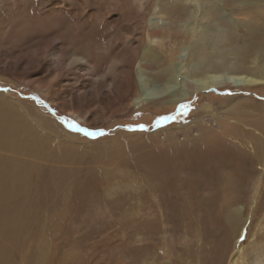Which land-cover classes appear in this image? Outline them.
<instances>
[{"label": "rangeland", "instance_id": "374dc122", "mask_svg": "<svg viewBox=\"0 0 264 264\" xmlns=\"http://www.w3.org/2000/svg\"><path fill=\"white\" fill-rule=\"evenodd\" d=\"M55 1L0 0V107L5 105V109L0 108V264H39L38 258L35 262L37 248L51 250L53 243L47 247L43 244L52 239L58 243V252L70 249L66 243L71 240L79 250L76 260L91 254L89 264H129L127 250L139 243L129 241L134 221L142 219V223L155 216L159 232L148 233L150 239L142 242L151 243V248L162 255L161 260L172 264L179 260L177 255L189 253L195 243L217 245L226 230L230 233V215L240 206L242 218H249L243 225L249 233L245 249L252 247L264 231V156L260 159L255 152L257 143L264 148V85L226 86L193 93L175 105L151 103L141 108L124 109L121 101L108 108L101 98L94 102L89 98L98 87L107 93L105 84L118 77L126 67L125 60L132 56L138 62L146 55L143 65L162 68L179 52L186 59L185 65H197L203 57L220 62L224 53L240 71L264 75V45L259 31L262 22L256 16L260 10L264 15V0H94L92 4L105 3L107 17L90 24L83 23V0H66L69 5L64 3V8ZM118 3L126 7L122 16ZM137 12L145 13L146 19L157 16L156 28L152 27L157 40L151 44L145 29L136 31ZM122 17H127V22L123 23ZM102 29H109L111 35L101 38ZM161 29L168 30L170 36L154 34ZM174 32L179 36H173ZM222 33L227 39L220 50L215 37L220 38ZM139 37L144 42L138 41ZM74 47L76 55L90 57L94 66L91 70L71 58ZM146 76L157 81L154 74L148 72ZM114 108V116L107 118ZM74 111L84 121L78 122ZM9 118L17 125L11 126ZM73 122L97 134L85 135L71 126ZM223 129L228 130L226 134L221 133ZM208 131L221 133L229 148L225 157L219 150L227 148L209 155L216 163L214 170L206 174L202 168L168 166L171 162L162 167L170 175L195 182V202L205 206L212 205L208 200L219 185V176L225 189L231 188L229 174L240 179L236 188L243 195L228 208L212 207L220 213H207L197 222L201 216H194L195 209L189 210L191 216L185 221L194 220L210 231L198 238L191 231H179L175 224L162 223L161 215L172 216L173 208L163 200L166 192L150 195L147 172L161 170L159 151L171 154L177 147L192 149L200 143L204 147L202 141ZM184 159L185 154L172 163L181 164ZM62 211L64 219L59 218ZM218 219L223 223L215 225ZM164 228L169 231L161 230ZM107 238L115 242L113 247L101 243ZM239 240L242 244L245 236L234 239L236 244ZM260 263L257 260L254 264ZM226 264H230V257Z\"/></svg>", "mask_w": 264, "mask_h": 264}, {"label": "bare ground", "instance_id": "6f19581e", "mask_svg": "<svg viewBox=\"0 0 264 264\" xmlns=\"http://www.w3.org/2000/svg\"><path fill=\"white\" fill-rule=\"evenodd\" d=\"M91 2H94V0L80 1L81 6L85 7L84 12L86 15V19H84L83 23L87 22L90 24L99 18L104 19L105 17H107V16H105V14H107V11L105 9L106 8L105 3L99 5V4H95V3L92 4ZM96 2H98V1H96ZM249 2H251V1H249ZM257 2L260 3V1H257ZM56 3L60 4L61 7H63L64 3L68 4V3H66V0H58V1L56 0L54 4H56ZM88 3H90V4H88ZM118 5H119V3H118ZM253 5H254V2H253ZM57 6H59V5H57ZM117 7L119 9L120 16L124 15V13L126 12L125 11L126 9L124 10V8H126L125 5L124 6L119 5ZM117 7H115V9ZM69 10H71V9H69ZM69 10H68V12H69ZM133 11L134 10H132V12ZM261 11L262 10H260L259 12H256V14H257L256 16H259L258 20H260L262 22L260 27H259L261 29V30L259 29L260 34L262 32V38L261 39L259 38V39H260V43H262L264 45V15H262V16L260 15ZM135 15L137 16L134 18V20L137 22L136 31L139 30L140 28L142 30L145 29L144 35H145V37H150V44H151V42L156 41L157 40L156 37L152 36V34H153L152 33V30H153L152 27H155L157 25V24L154 25L155 24L154 21L157 19L156 18L157 16L152 15L151 17H149V19H146V17H144L145 13H144V15H142L139 12H137ZM77 18H78V16H77ZM125 19H127V17L121 18L123 23L127 22ZM73 23L75 24L74 21H73ZM63 25H65V24H63ZM102 25H104V24H102ZM249 25H252V24H249ZM113 27H114V25H113ZM90 30H92V29H90ZM90 30H89V32H90ZM176 31L178 32V30H176ZM97 32H99V31H97ZM97 32H95V33H97ZM168 32H169L168 30L161 29V31H158V32L156 31V33H154V34H156V36H164V38H166V37L170 36V34ZM111 33H112V31H110L109 29L108 30L102 29V30H100V37L106 38L109 35H111ZM249 35H251V34L249 33ZM93 36H94V34H93ZM173 36L178 37L179 35L176 32H174ZM219 36H220V38H218V36L215 37V39L217 41L215 43H217V46H218L217 48L221 50V48H219V47H221L222 43H224L223 46H225V43H226L225 39H227V35H226V33H222ZM249 38H250V36H249ZM116 39H118V37H116ZM259 39H257V40H259ZM26 40H27V38H26ZM138 41L144 42V40H142V38L140 40V37L138 38ZM250 41H252V43H253L256 40L250 39ZM193 42H195V41H193ZM202 47H204V46L202 45ZM143 53H144V51H143ZM216 54H217V52H216ZM149 55H151V54H149ZM145 56L146 55H144V57L141 56V58L139 57L140 60L138 62L134 61L135 59L132 58L133 56L127 57V59L125 60L127 62L126 67L125 66H124L125 68L122 67L123 70L119 72L118 77L113 82H111L109 84L104 83L105 86H107L109 89L108 92L107 93L101 92V88L98 87L92 91L90 98H89L90 101L94 102V100H96L97 98H101L105 102V104L108 106V108H112V106L115 104V102L120 103L119 101H121L123 104L122 106H124V109L132 108V107L141 108V107H143L147 104H151V103L157 104V105H163V106L165 104L175 105L177 103H180L182 100L188 99L193 93H197V92H210L212 89H218V88H222V87H226V86H231V87H236V88H247V87H250L253 85H264V75L263 74L253 73L252 71H251L252 73H247V72L244 73V72L240 71L239 69H237L233 65L234 63H232V60L227 59V56L224 53L221 54V57H219L220 62L218 60H214V59L206 60L203 57V58L199 59L201 62L197 61V63H199V64H197L199 66H197L195 63H187L185 65L184 60H186V59L183 56V54H181V52H179L176 55H174L172 59L169 58V60H170L169 64L165 67H162V68L148 67V66L146 67V64L143 65L144 60L148 59ZM71 58L74 61H77L80 65H82L83 69L91 70L94 67V66H92L91 59L88 55H86V54L85 55L83 54V56L76 55L75 47L71 49ZM54 63L56 65V67H58V65L60 64L57 60L54 61ZM148 72L150 74H154V77L157 79V81H151V78L149 76H146V74ZM147 79L153 83L151 85L148 84ZM101 83H102V81H101ZM98 91H99V93H98ZM133 92H137V93L133 95ZM90 106H91V104H90ZM120 106H121V104H120ZM0 108L5 109V105H2ZM115 113H116V109L115 108L111 109V113H110L109 117H107V118L114 116ZM72 115L75 116V118L77 119L78 122L84 121L83 117L80 115V113L74 111V112H72ZM8 121L13 122L11 126L17 125L14 123L13 119H11V118H9ZM227 131L228 130L223 129L221 131V133H225ZM27 132H29V135H30V131H27ZM32 132H33V130L31 131V134H32ZM221 133L219 134L217 132H212V131L209 132L208 131L207 138H205L202 141V142H204V147H202V145L200 143V144H196L192 149L185 148L183 150L182 148L177 147L175 149V151H173L176 153L168 154V151H159L158 152L159 154L157 155V157H160L159 163L161 166L160 167L161 170L150 169L149 170L150 172H147V177L149 180V182L147 181V183L151 184L148 186L150 195L153 193H157L158 191L162 192V194L164 192H166L165 194H167V197L163 198V200L165 199V202H170V204L173 208V210H172L173 215L172 216L169 214H166V213H163L161 215L162 223L167 224V222H168V224H175V225H177V228L179 231H184L185 234H190L189 232L191 231L192 233H194V235L196 237L198 236V238H200L202 236L208 235L210 233V231H208L206 228H203V229L200 228V225L197 222L202 220V218L205 215L208 216L207 213H212L213 211L216 214L220 213L218 211V209L212 208V207H217V208H219V206L227 207L229 204L235 203L236 201H238L237 199L241 198V196L243 195V194H241V190L238 191V189L236 188V185L238 184V182L240 180V179H238V177H236V176L234 177V176H232V174H229L230 176H229V180L227 181V183L229 184V182L231 181V185H230L231 188L225 189L226 187L225 188L221 187L222 185H224L223 177L219 176V179H218L219 181L216 182L219 185L216 188H213V192L210 195V199H211V197H212V199L208 200V201L212 202V205L210 204L208 206H205V204L195 202V198H196V194H197V190L195 189L196 188L195 182L191 181L190 179L186 180L182 177H179L178 174H176L174 176L170 175V173L168 171H165L162 169L164 164L171 162L168 166L174 167L177 165H182L183 167L186 166V167L193 169V170L202 168L203 171L206 174H208V172H210L211 170H214L216 168V165H215L216 163L210 160L209 155L211 153L213 154L218 148H220V149L221 148H227V149L219 150V153H222L223 156H224L226 151H229L228 145H226L221 138V136H222ZM33 136H34V134L32 135V138L35 137V136L34 137ZM39 136H40V134H39ZM35 143H37V142H35ZM65 146H66V144H65ZM118 146H120V145H118ZM124 146H123V148H124ZM69 147H70V145H69ZM121 148H122V146H121ZM31 152H32V150H31ZM255 152H256V157L259 155L258 158H260V159L264 156V148L259 143H257V148H256ZM183 154H185V159H184L183 163H181V164L172 163V161L175 160L176 157L180 158ZM237 155H239V154H237ZM217 156H219V155L217 154ZM207 161H209V162L211 161L209 164L210 167H208L209 165L208 166L206 165ZM245 170H247V169H245ZM219 171L220 170H218V172ZM221 171H222V169H221ZM236 171H240V170L238 169ZM242 171H240V172H242ZM229 173H230V171H229ZM234 173H235V171H234ZM235 174H237V173H235ZM222 181H223V183H222ZM98 184H100V183H98ZM183 189H185V190H183ZM239 189H242V188H239ZM228 193H230V196ZM163 200H161V201H163ZM227 208H225L224 211ZM193 209L196 210V214L194 216L200 215L201 219H196L197 222H195L193 220L195 223H193V221L191 220V223H189L188 219H187L188 222L185 221V219H186L185 217L191 216L189 214V210H193ZM208 209H211L212 211H208ZM241 210H242V206L238 207L236 210H234V213H232L230 215L231 216L230 218L232 220L231 221L232 228H230V233L228 230H226L225 234L223 233L220 236V242L217 245L206 246L207 243L204 244L203 242H201L203 244L195 246V244H197V243H195L194 246L191 248L189 253H182L181 255L180 254L177 255L176 258H178L179 260L173 261L172 264H226V263H228L229 257H230V264H252V263L254 264L257 260H259V261L261 260V263L264 264V231L263 232L260 231L261 233L258 235V239L256 238L257 242L252 247H250L249 249H245V245H246L245 241H246V238L249 235V233H248V230L243 225L248 222L249 218H246V219L242 218L241 212H240ZM224 211H222V212H224ZM67 212H68V210H67ZM258 213L259 212H257V214ZM65 216H66L65 212L62 211L59 215V218L64 219ZM141 220H138V222H137V220H135L134 225L132 226L133 229H132V232H131L132 234L130 235L129 241L131 244H134L136 241H139V243L135 246L129 247V249L127 250L129 257L131 258L129 264H170V263H166L165 261L161 260L162 255L158 254L157 251H155L151 248V246H150L151 243L145 244L142 242L143 240L150 239V235H148V233H151V235H156L159 232V230H158V228H159L158 218L155 216V218L152 220L146 219V220L142 221V223H139V221H141ZM214 223H215V225H218V224H222L223 221H221V219H218L217 223L215 221H214ZM182 227H184V228H182ZM161 230H163L165 232L169 231L167 228H164ZM139 232L143 233L144 236H141ZM223 235H226V236L224 237ZM242 235L245 236V240L242 242V244H240V242H241L240 240L238 241L239 243L237 242V244H236L234 239L238 238V237L240 239V237ZM222 236H223V238H222ZM63 238H65V237H63ZM152 238L155 239V237H152ZM209 239H210V237H209ZM212 239L214 240V238H212ZM60 240H61V238L58 239V242ZM70 241H68L66 243L67 246H70V249H66L64 247L65 250L62 249L63 251H59V252H58V243H55L54 239H52V242L51 241L45 242V244H43L45 247H47L48 245H50L52 243L54 245H52V248H50L51 246L48 247L51 250H45L44 251V249L42 248L43 251H41V249L39 250L40 247L37 248L38 251H36V253H35L36 254V261L35 262H37V258H38L39 261L37 263H39V264H83V262L86 264L91 263L92 258H93L91 256V254H88V255L85 254L86 255L85 256L82 253L85 256L82 261L79 259L76 260L78 257L75 259V256H77L76 253L79 252V250L75 247V245H73L74 243H72ZM41 243H43V242H41ZM101 243L106 245V247L110 246V248L113 247V245L115 244V242L112 240V238L108 239V241H104ZM233 243H235V244L233 245ZM208 244H209V242H208ZM62 245H63V243H62ZM54 246L56 247V250H55ZM185 248H187V245H185L183 249H185ZM212 252H215V257L214 256L210 257ZM29 257L30 256H28L27 258H29ZM79 257H80V255H79ZM151 258H154V259L152 260ZM254 258H256V259L254 260ZM34 260L35 259L33 257V260H31V261L34 262Z\"/></svg>", "mask_w": 264, "mask_h": 264}, {"label": "snow or ice", "instance_id": "6c2138e0", "mask_svg": "<svg viewBox=\"0 0 264 264\" xmlns=\"http://www.w3.org/2000/svg\"><path fill=\"white\" fill-rule=\"evenodd\" d=\"M184 107H186V106L181 105V108H184ZM161 119L166 121L168 119V117H162ZM71 126L73 128H75V130L83 132L85 135L95 136L97 134L96 132H90L87 128L80 127L79 125L75 124L74 122L71 124ZM157 126H159V122H157ZM100 134H103V133H100Z\"/></svg>", "mask_w": 264, "mask_h": 264}, {"label": "water", "instance_id": "95a60500", "mask_svg": "<svg viewBox=\"0 0 264 264\" xmlns=\"http://www.w3.org/2000/svg\"><path fill=\"white\" fill-rule=\"evenodd\" d=\"M178 108H179V106H178Z\"/></svg>", "mask_w": 264, "mask_h": 264}]
</instances>
